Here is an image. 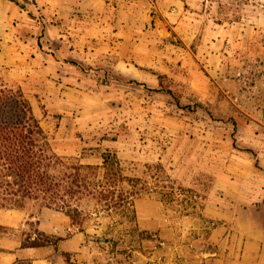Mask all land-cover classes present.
Here are the masks:
<instances>
[{
  "label": "rangeland",
  "instance_id": "rangeland-1",
  "mask_svg": "<svg viewBox=\"0 0 264 264\" xmlns=\"http://www.w3.org/2000/svg\"><path fill=\"white\" fill-rule=\"evenodd\" d=\"M13 2L28 14L12 32L32 43L29 56L39 47L67 53L68 45L45 43L57 32L43 38L33 0ZM86 7L78 16L86 30H74L70 46L78 73L67 78L77 88L68 89L69 104L45 101L62 77L0 67V91L30 99L59 156L50 185L33 198L11 194L13 177L0 167L4 208L78 207L77 227L124 264H167L165 223L199 250L224 248L213 233L228 226L229 213L247 208V171L264 190V2L87 0ZM107 154L132 183H106ZM76 183L88 192L78 193ZM147 200L164 219L139 220L137 204Z\"/></svg>",
  "mask_w": 264,
  "mask_h": 264
},
{
  "label": "crops",
  "instance_id": "crops-1",
  "mask_svg": "<svg viewBox=\"0 0 264 264\" xmlns=\"http://www.w3.org/2000/svg\"><path fill=\"white\" fill-rule=\"evenodd\" d=\"M33 1L43 14V38L47 40L49 35L53 36L52 31L57 32L58 39L52 37L45 43L53 47L58 45L63 49L68 45L69 49L65 53L56 48L55 54L48 55L39 47L40 52L37 49L35 56H29L33 51L32 43L28 42L27 37L14 36L12 32V26L14 30L20 29L27 22L28 14L12 0H0V67H5L11 73H37L43 76L53 73V76L62 77L65 84H61V88L53 93L54 97L46 96L45 101L58 100L59 103L69 104L71 100L67 96L70 92L68 89L77 92V88L66 86L69 82L67 78L74 76L71 73H78L72 63V60H76V52L70 46L74 45V30H86V24L82 27L78 16L79 12L88 9L87 0ZM54 19L56 22L52 23ZM16 21L19 26L15 24ZM252 175L253 172L247 171V208L240 207L237 215L231 211L226 216L228 226L219 227L213 233V240L217 244L222 240L224 248L210 252L199 250L195 242L184 239L180 241L174 236L176 232L173 225L165 223L161 230L162 238L169 242L165 245L166 250H161L165 254L162 257L165 263L264 264V190L261 184L253 181L256 174L254 177ZM144 206L147 208L144 209ZM156 206L152 200L138 203L139 220L144 223L155 222L162 217L164 219L165 215L156 214ZM29 220L36 222L35 228ZM0 227V264H124L118 252L111 253L105 243L102 245V242L89 239L88 232L80 230L73 224L70 216L56 209L0 207ZM36 230L56 238L58 242L25 246V242L38 239Z\"/></svg>",
  "mask_w": 264,
  "mask_h": 264
},
{
  "label": "trees",
  "instance_id": "trees-1",
  "mask_svg": "<svg viewBox=\"0 0 264 264\" xmlns=\"http://www.w3.org/2000/svg\"><path fill=\"white\" fill-rule=\"evenodd\" d=\"M18 95L19 97L15 98L4 90L0 91V167L8 170L4 177H13L9 185L17 188V191L15 192L14 189L11 194L14 193L22 198H33L36 192L44 190L43 185H50V172L58 164L59 156L52 151L46 132L34 114L30 99L21 90ZM115 166L120 167L119 159L115 155L107 154L104 158V168L108 185L116 187L124 182H133L132 178L115 170ZM89 168H91L90 165L72 167L76 171ZM88 188V185L83 184L82 187H78V193L88 192ZM2 194L0 186V207H4L3 201L6 198ZM21 206L23 205L18 207ZM69 208L66 214L70 216L75 226L81 228L83 223L79 217L82 212L78 207L69 206ZM35 233L38 239L25 242V246H41L58 242L56 238L39 230Z\"/></svg>",
  "mask_w": 264,
  "mask_h": 264
}]
</instances>
